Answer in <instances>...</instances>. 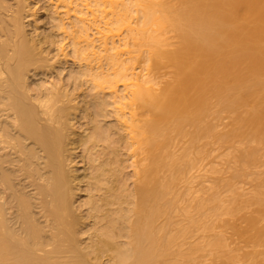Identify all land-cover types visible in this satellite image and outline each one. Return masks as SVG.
I'll return each mask as SVG.
<instances>
[{"label": "bare ground", "instance_id": "6f19581e", "mask_svg": "<svg viewBox=\"0 0 264 264\" xmlns=\"http://www.w3.org/2000/svg\"><path fill=\"white\" fill-rule=\"evenodd\" d=\"M88 1L42 86L69 50L0 0V264H264V0Z\"/></svg>", "mask_w": 264, "mask_h": 264}, {"label": "rangeland", "instance_id": "374dc122", "mask_svg": "<svg viewBox=\"0 0 264 264\" xmlns=\"http://www.w3.org/2000/svg\"><path fill=\"white\" fill-rule=\"evenodd\" d=\"M36 7V19L35 24L38 26L37 32L39 35H45V34H53L50 39H52L55 43H58L59 46L64 50L67 51L70 48V45L72 43H78L81 40V37L78 36L76 31V26H71V23L74 20V16H85V11H89L93 9L91 6H86L88 4V0H33ZM44 8H48V16L45 17L43 15ZM95 14H97L95 12ZM60 23V26L57 25V23ZM30 31L34 30L33 22H31L28 28ZM89 33H92L91 30L88 31ZM96 36L95 34L91 35L90 37ZM89 37V38H90ZM83 38V36H82ZM80 43V42H79ZM67 44L68 46L66 47ZM84 43H80L79 45H83ZM128 48H130L128 46ZM74 62V63H73ZM83 64L82 61L77 60L69 50V53L66 58V62L62 61V63L54 69L52 74L46 77L44 76H36L33 77L34 81L36 83H40L43 86V82L48 85L50 82L57 83L60 79L63 83L70 82L71 86H73V79H69V75L73 72H76L79 70L78 65ZM93 64V63H92ZM67 66V69H63V67ZM166 70L161 71V79H166L167 75H165ZM81 78L78 77L76 81H79ZM83 83V82H82ZM122 82L118 81L113 84L112 88H108L107 86H103L102 94H105L106 97H109V92L112 90H117L115 93V96H117L118 102L122 105V112L125 113V116H128V107L124 106L125 103L128 102V96L127 91L122 89ZM86 86L85 83L82 84V88ZM88 90L90 87L87 88ZM77 91H79V88H77ZM87 99L90 100V97L87 95ZM92 104V101H91ZM91 110L93 113L98 114L99 117L103 116V113L95 107L93 104L91 105ZM102 112L105 113V128L111 129V127H118L119 133H123L125 130L123 128L120 129L119 125H117L115 121V116L111 113L110 107H107L102 110ZM83 113L79 112L77 119L78 122L76 123L77 126L80 125V129H84L85 123L90 124L91 122L87 119L82 118ZM119 144V142H117ZM121 148V156L127 157V164H130L131 160L134 158H131L127 156L128 151L123 149V145H120ZM216 160V159H215ZM76 166L79 170V172L82 171L83 167L87 165V159L86 157H82V149L78 151V156L75 159ZM132 170V166L127 167V174H130ZM247 184L243 186V188L247 189Z\"/></svg>", "mask_w": 264, "mask_h": 264}]
</instances>
